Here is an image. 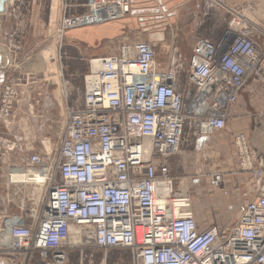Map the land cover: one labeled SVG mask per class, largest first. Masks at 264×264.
<instances>
[{"label":"built area","instance_id":"built-area-1","mask_svg":"<svg viewBox=\"0 0 264 264\" xmlns=\"http://www.w3.org/2000/svg\"><path fill=\"white\" fill-rule=\"evenodd\" d=\"M84 8L64 13L58 35L131 11L129 0H86ZM229 13L217 43L195 39L183 79L177 66L159 70L146 53L125 57L128 44L89 60L84 76L95 85L86 90L84 107L67 111L56 153L22 155L48 176L38 215L4 219L8 248L23 264H116L111 250H126L129 264H264V154L253 152L243 133L234 136L237 166L249 174L254 193L227 230L198 221L192 197L174 192L167 165L185 130L203 135L225 128L249 79L264 99V18L254 24L240 8ZM15 97L13 86L4 85L1 120L10 117ZM86 245L101 256L83 259ZM73 249H79L76 261Z\"/></svg>","mask_w":264,"mask_h":264},{"label":"rangeland","instance_id":"rangeland-1","mask_svg":"<svg viewBox=\"0 0 264 264\" xmlns=\"http://www.w3.org/2000/svg\"><path fill=\"white\" fill-rule=\"evenodd\" d=\"M129 2L132 13L135 14L129 17L128 21L135 23V25L127 34L126 44L136 41L152 44L156 53L155 63L157 68L163 70L175 65L181 71V79L184 78L187 58L194 40L199 36L218 40L223 36L227 28V22L230 19L228 11L217 5H205V0H200V3L198 0H191L194 8L189 12L186 10L187 4L169 8L163 6V1L160 0H129ZM64 3L68 4V0H61L60 19L64 13L74 14L68 11V7L64 12ZM197 3L200 4V7L196 6ZM147 8L148 10L152 9L151 12L146 11L145 14L142 12L144 15H141V12L139 13L140 10ZM248 12V10L243 12L246 18H250ZM139 17L142 18L141 21H139ZM57 29L54 38H46V36L41 35L40 39L43 40L38 44L39 46L26 52L25 55L23 54L28 59L25 60L24 64H17L20 70L13 69L15 67L14 62L11 64L13 66L4 73V78L9 72L13 73L16 78H11L10 81L0 80V93L6 84L12 85L16 90L10 117L4 118L5 120L0 119V135L4 133L15 144L8 145L10 141L4 143L8 150L15 153L12 167L25 165L22 161V155L26 152H41V154L47 152L51 155L56 153V148L64 131L67 111L83 104L84 75L86 73L79 66H82L85 61H77L76 58L72 57L75 49L70 44L71 42L67 40L71 37H77L79 33L74 31L64 36L68 29L62 35L59 34L61 35L59 37ZM158 34L161 35V40L157 38ZM173 56H175V63L172 61ZM33 61L38 62L35 64ZM27 64H30L29 67L32 65L35 68L21 73V69ZM62 64L70 67L68 72L67 70L64 73L62 72ZM70 71L71 74H68ZM252 84L254 86L248 85L244 88L242 97L235 106L237 119H229L230 123L233 124L232 128L236 131L232 137V145L234 136L243 133L248 139L251 150L256 154H264V99L262 97V87ZM21 92L27 95L33 104L31 105L33 107L31 110L33 124L24 134L16 126L14 127V133L12 132L13 111L17 104V98L21 97ZM238 113L240 116H238ZM189 131L184 140L185 144L190 147L188 148L190 151L187 157L188 165L199 166L205 161L218 168L236 165L230 156V133L223 132L221 137L218 134L215 135L214 132L216 131H214L207 135L206 138L212 134L215 135L211 138L218 141L216 142L218 147L215 149L214 155H208L209 157L207 156L204 161L203 155L210 150V145L207 144V149L204 146H202V149H198L194 142H190L189 137L195 134L192 130ZM49 144L51 146L50 151L47 149ZM21 185L8 186V191L5 187L0 186V216L20 215L23 218H29L40 213L46 196L45 185L42 187L41 193L35 192L34 188L31 187L37 186L36 184ZM194 195L193 193L191 195L192 209L199 219L206 222H200L202 224L226 222L223 226H229L240 213L236 203H231L228 206H218L216 202L211 201L202 203L198 201V198L201 197L197 195L195 198ZM5 242L7 243V240ZM4 247L6 245L0 246V261L7 262ZM109 254L114 260H119L116 264H129L130 255L126 250H111ZM100 256L101 251L98 248L85 246L83 259L87 260L90 257L98 259ZM70 257L74 261L78 260L79 249H73Z\"/></svg>","mask_w":264,"mask_h":264},{"label":"crops","instance_id":"crops-1","mask_svg":"<svg viewBox=\"0 0 264 264\" xmlns=\"http://www.w3.org/2000/svg\"><path fill=\"white\" fill-rule=\"evenodd\" d=\"M84 1L85 0H68V11L71 13L81 12L84 10ZM160 1H163V6L169 8H176L181 4H187L186 10H188V12L194 8L191 0ZM198 1L200 3V0ZM199 3H197L196 6H199ZM61 5V0H8L5 3L4 12L0 13L1 81L5 79L6 81H10L11 78H16L14 77V74L10 72L4 78V73L8 71L11 66H13L11 64L14 62L15 67L13 69H17L18 71L19 65L17 64H24L25 60L28 59L25 58L23 54L25 55L26 52L39 46L38 44L41 40H43L40 39L42 36H46V38L50 37L51 39L54 38L61 15ZM205 5H217L228 12H230L233 8H240L243 12L248 10V14L251 19L247 18L253 21L254 24L262 22L264 18V0H205ZM160 9L162 10V8ZM163 9L165 10V8ZM151 10L152 9L148 10L147 8L142 11L140 10L139 13L141 12L140 14L144 15V12H151ZM142 12L144 14H142ZM134 14L135 13H132L131 10L129 16H126L127 18L124 17L121 20L108 21L101 24L74 27L65 32L64 36L74 31L79 33L77 34V37H71L67 40L71 42L70 44L75 49V52L73 53L74 55L71 54L72 57L76 58L77 61H85L82 66H79V68L82 67L81 69H83L84 73L89 72V60L91 58L106 56L114 53L117 51L119 44L126 41L127 34L135 25V23L128 21V18ZM141 20L142 18L139 17V21ZM218 40L212 41L217 42ZM33 62L37 64L38 61ZM29 66L30 64H27L23 67L21 69V73L35 68L32 65L31 67ZM62 66V72L64 73L66 70L68 72L70 67L68 65L64 66L63 64ZM78 71L79 70L77 69V72ZM68 74H71V71ZM252 83L260 87L259 84L254 82L252 79H249L240 90L238 100L230 108L225 128L214 132L215 135L218 134L220 136L223 132L230 133V156L236 165L218 168L211 165L208 161H205L208 155H214V151L218 147V144H216L218 141L211 138L215 136L214 134L208 138H206L207 136L189 137L190 142H194V145L198 149H202V146L207 149L208 144L210 145V150H207L208 152L206 151L207 153L203 155L205 162H202L199 166L188 165L187 157L190 153L188 149L190 147L185 144L184 137L177 153L167 158V165L170 179L172 180V186H187V190L190 191V195H192V193L195 194V198L199 195L201 198H198V201H201L202 203L211 201L216 202L218 206H228L231 203H236L239 211H241L244 204L253 196L254 192L251 190V186H254V184L249 179V174L238 168L234 157L232 137L236 131H234L232 128L233 124L229 121L230 118H233V120L237 119V116L235 115V106L242 97L244 88L248 85L254 86ZM36 103H38V101H36ZM31 105L33 104L28 99L27 95L21 92V97L17 98V104L13 111V133L15 126L21 130L22 134L30 129L31 124H33V117H31V110L33 107ZM238 116H240L239 113ZM4 140L5 142H11V138L5 136L4 133L0 135V186L5 187L8 191V186L21 185L10 182L8 178L9 174L14 170L25 172L26 168L20 166L12 167L15 153L8 150L3 142ZM7 217V215H1L0 220H4ZM196 218L199 222L206 223L203 219H199L197 216ZM224 223L226 222H215V224H219L222 227Z\"/></svg>","mask_w":264,"mask_h":264},{"label":"bare ground","instance_id":"bare-ground-1","mask_svg":"<svg viewBox=\"0 0 264 264\" xmlns=\"http://www.w3.org/2000/svg\"><path fill=\"white\" fill-rule=\"evenodd\" d=\"M131 12V11H130ZM129 12V13H130ZM59 36V35H58ZM59 37H61V36H59ZM157 38L160 40V39H162V37H161V35H157ZM212 41V40H211ZM140 42L141 41H136V42H133V43H129L127 46H129V47H125V49H124V54L126 55L125 57H127V58H129V57H133V58H137L139 55H140V53L141 52H143V53H146L147 55H145V58L146 57H148V58H153L154 59V63H155V55H156V53H155V51H154V46L152 45V44H148L150 47V49L148 48V47H142V46H140L139 44H140ZM214 42V41H213ZM214 43H217V42H214ZM123 44H126V42H122V43H120L119 44V46H118V48H117V51L116 52H114V53H111V54H109V55H106V56H99V57H108V56H111V55H115V54H117L118 53V51H119V48H120V46L121 45H123ZM152 49V50H151ZM175 58V56H173V58H172V61H173V63H175L176 62V60L174 59ZM156 64V63H155ZM95 65V67H96V64H94ZM175 65H173L172 67H174ZM157 67V66H156ZM158 69V68H157ZM164 70V69H163ZM181 72V71H180ZM87 74V73H86ZM85 77V76H84ZM93 85H95V79L93 78V77H89V76H87V77H85L84 78V94H83V104H82V106H80V107H77V108H73V109H70V110H78V109H81L82 107H84L85 105V96H86V92L93 86ZM87 90V91H86ZM234 104V103H233ZM232 104V105H233ZM231 105V106H232ZM231 106H230V108H231ZM230 108H229V112H230ZM66 126H67V120L65 121V124H64V131H63V134H62V136H61V138H60V140H59V143L61 142V140H62V138L64 137V135L66 134ZM190 131L188 130H185V134L186 133H189ZM207 135H209V134H203V135H199L198 133H195V137H205V136H207ZM184 137H185V135H184ZM8 146V145H7ZM47 149L50 151L51 150V146H50V144L49 145H47ZM22 161L25 163V161L22 159ZM20 167H25L26 168V171L25 172H20V171H18V170H14V171H12L10 174H9V176H8V178H9V180H10V182H12V183H14V184H17V183H21V184H27V185H34V184H36L37 186H31V187H33L34 188V190H35V192H40L41 193V190H43L42 189V187L44 186V185H46V179H47V175H45V173H44V171H43V169H45L46 170V167L44 168V166H43V168H42V170H41V168L40 167H33V166H30V165H27L26 163H25V165L24 166H20ZM167 184V183H166ZM26 187V186H25ZM176 187L177 186H173V188H175V193H177V194H185V193H188L189 195H190V192L187 190V186H178L177 187V189H176ZM191 196V195H190ZM0 228H1V230H0V246L2 247V246H5L6 245V247H4L3 249H4V254L7 256V257H5L6 258V260H7V262H5L4 260H2V261H0L2 264H23L22 263V260H23V258H22V256H20V255H16V254H14L13 252H15L14 250H12L10 247L8 248V243H9V236H8V234H7V225H6V221L5 220H0ZM203 225H208V224H203ZM232 225V224H231ZM231 225H229V226H220V225H217V226H219V227H221L222 229H224V230H227V229H229L230 228V226ZM72 230H73V232H76V230H77V227L76 226H72ZM5 233H6V235H5ZM7 240V243L5 242ZM72 240H74L73 238H72ZM6 243V244H5Z\"/></svg>","mask_w":264,"mask_h":264},{"label":"water","instance_id":"water-1","mask_svg":"<svg viewBox=\"0 0 264 264\" xmlns=\"http://www.w3.org/2000/svg\"><path fill=\"white\" fill-rule=\"evenodd\" d=\"M8 0H0V13H3L4 10H5V3L7 2ZM0 63H1V56H0ZM5 143V140L3 141ZM0 264H2L0 262Z\"/></svg>","mask_w":264,"mask_h":264}]
</instances>
